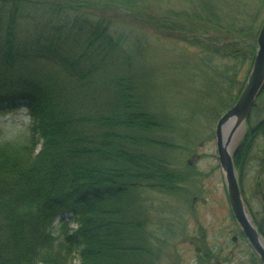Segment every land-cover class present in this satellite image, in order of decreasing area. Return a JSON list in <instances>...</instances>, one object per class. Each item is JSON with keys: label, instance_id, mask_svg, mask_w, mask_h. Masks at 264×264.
I'll list each match as a JSON object with an SVG mask.
<instances>
[{"label": "trees", "instance_id": "trees-1", "mask_svg": "<svg viewBox=\"0 0 264 264\" xmlns=\"http://www.w3.org/2000/svg\"><path fill=\"white\" fill-rule=\"evenodd\" d=\"M165 1L0 0V112L22 106L32 121L0 143V264H69L74 249L80 264H153L142 195L182 186L159 150L187 122L158 83L179 77L187 109L217 107L220 118L245 87L260 32L208 6L154 13ZM154 36L192 49L178 58L184 69L149 62ZM261 101L264 88L253 111ZM212 251L197 264L216 263Z\"/></svg>", "mask_w": 264, "mask_h": 264}, {"label": "rangeland", "instance_id": "rangeland-1", "mask_svg": "<svg viewBox=\"0 0 264 264\" xmlns=\"http://www.w3.org/2000/svg\"><path fill=\"white\" fill-rule=\"evenodd\" d=\"M152 6L154 13H162L167 8L180 11L208 6V11L218 13L224 22L235 23L238 28L253 26L258 31L264 22V0H168L162 5L153 3ZM128 22L132 23V20ZM148 39V50L145 51L156 69H184L178 58L183 50L192 53L190 47L177 39L155 36ZM162 74L158 72L156 75ZM179 74L183 76L182 71ZM158 85L156 91L160 96L165 95L167 103L174 102L179 108L180 119L187 122L181 131L168 130L165 134L170 146L159 150L172 167L184 175L182 186L175 192L143 191L142 195V213L146 217L148 236L154 249L153 264H197L198 248L204 250L207 244L213 249H224L221 259L226 254L230 255V251L236 252L231 263L223 264H252L253 251L247 241L242 238L233 241V237L238 236V228L218 160L215 139L219 120L217 107L213 109L214 113L205 111L204 106L187 109L191 106L192 91L180 82L179 77L171 79L166 76ZM31 122L28 111L22 106L0 112V143L22 135ZM262 124L264 101L251 113L247 125L236 136L232 152L234 160L235 155L243 157L247 132L255 129L249 151L240 164L235 165L245 204L264 227V133L261 132L264 126L257 131ZM77 228L78 225L72 221L65 230L75 234ZM257 262L253 264H261ZM80 263L79 250L74 249L69 264Z\"/></svg>", "mask_w": 264, "mask_h": 264}, {"label": "water", "instance_id": "water-1", "mask_svg": "<svg viewBox=\"0 0 264 264\" xmlns=\"http://www.w3.org/2000/svg\"><path fill=\"white\" fill-rule=\"evenodd\" d=\"M264 88V23L257 38V54L245 87L235 105L218 120L215 128L218 160L223 171L232 213L254 252L264 264V237L254 223L242 196L233 146L238 133L247 125Z\"/></svg>", "mask_w": 264, "mask_h": 264}, {"label": "flooded vegetation", "instance_id": "flooded-vegetation-1", "mask_svg": "<svg viewBox=\"0 0 264 264\" xmlns=\"http://www.w3.org/2000/svg\"><path fill=\"white\" fill-rule=\"evenodd\" d=\"M144 219V221L146 220V217H143ZM235 219V218H234ZM237 223V222H236ZM237 228H238V236H234L233 237V241H235V242H237V240H238V238H242V239H244V240H246L247 241V243L249 244V242H248V240H247V238L244 236V234L242 233V231H241V229H240V227H239V225L237 224ZM151 240L149 239V240H143V241H141V243L143 244V245H150L151 246ZM250 245V244H249ZM207 246H209L208 244H207ZM210 247V246H209ZM250 247H251V245H250ZM200 248V247H199ZM198 248V249H199ZM213 251H212V253H213V255H214V259H216V263H214V264H223V262L224 263H231V259H232V257L233 256H235V254H236V252L235 251H230L229 253H230V255L229 254H226V256L223 258V259H221L222 258V255H223V253L225 252L224 251V249L223 248H215V249H213L212 247H210ZM251 250L253 251V255H252V257H251V261H252V264L253 263H255V262H257V261H260V262H257V263H261V260L259 259V257L256 255V253L254 252V250L252 249V247H251ZM237 251V250H236ZM199 252H203V248H201L200 250H199ZM198 253V252H197ZM207 257V256H206ZM254 257V258H253ZM256 260V261H254L253 262V260ZM243 264V263H242ZM262 264V263H261Z\"/></svg>", "mask_w": 264, "mask_h": 264}, {"label": "bare ground", "instance_id": "bare-ground-1", "mask_svg": "<svg viewBox=\"0 0 264 264\" xmlns=\"http://www.w3.org/2000/svg\"><path fill=\"white\" fill-rule=\"evenodd\" d=\"M234 162H235V160H234Z\"/></svg>", "mask_w": 264, "mask_h": 264}]
</instances>
